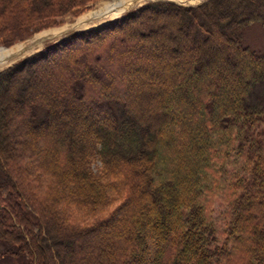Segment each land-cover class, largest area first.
Returning <instances> with one entry per match:
<instances>
[{
	"label": "trees",
	"instance_id": "1",
	"mask_svg": "<svg viewBox=\"0 0 264 264\" xmlns=\"http://www.w3.org/2000/svg\"><path fill=\"white\" fill-rule=\"evenodd\" d=\"M96 1L0 0V45ZM254 27L264 0L148 1L0 70V264H264Z\"/></svg>",
	"mask_w": 264,
	"mask_h": 264
},
{
	"label": "rangeland",
	"instance_id": "2",
	"mask_svg": "<svg viewBox=\"0 0 264 264\" xmlns=\"http://www.w3.org/2000/svg\"><path fill=\"white\" fill-rule=\"evenodd\" d=\"M115 0H98L91 4L87 9H85L82 13H80L77 16H71L68 15L66 16L62 22L58 25L51 26L48 28H44L36 33H34L32 36L16 41L10 46H3L0 45V48L3 47L10 52L9 56L7 57V61L0 66V70L6 68L7 66H10L17 61L33 54L36 53L40 50H42L45 46L58 42L59 40L69 36L72 33L76 32H82L84 30H88L91 28H96L101 25L107 24L108 22L115 20L121 16H123L125 13L131 11L132 9L143 5L144 3L148 1H158V0H135V3L133 6L129 7L127 10L123 11L119 15L108 19V20H103L99 21L96 24L90 25V26H80V19H83L84 21H87L86 19H89L92 17V15L98 11H104V7L106 5H109L113 3ZM165 1H173L176 3L184 4V5H195L198 3H201L205 0H198V1H192V0H165ZM244 40L247 42L249 46L254 47L255 49H262L264 48V31L259 28V27H254L248 31H246L244 35ZM19 137V136H18ZM101 235V234H100ZM3 246L0 244V250L2 249ZM17 263L14 261H11L6 264H11V263Z\"/></svg>",
	"mask_w": 264,
	"mask_h": 264
},
{
	"label": "bare ground",
	"instance_id": "3",
	"mask_svg": "<svg viewBox=\"0 0 264 264\" xmlns=\"http://www.w3.org/2000/svg\"><path fill=\"white\" fill-rule=\"evenodd\" d=\"M141 1V0H139ZM192 1H198V0H192ZM135 3V0H115L113 3L106 5L104 7V11H101L98 13L95 12L91 18L86 19L87 21H84L83 19H80V26L88 27L90 25L96 24L99 21L108 20L111 19L123 11L127 10L129 7L133 6ZM11 51L1 47L0 48V66L3 65L7 61V57L9 56Z\"/></svg>",
	"mask_w": 264,
	"mask_h": 264
}]
</instances>
